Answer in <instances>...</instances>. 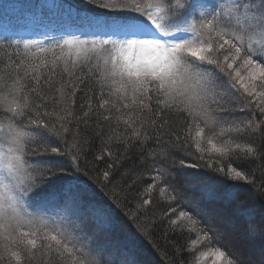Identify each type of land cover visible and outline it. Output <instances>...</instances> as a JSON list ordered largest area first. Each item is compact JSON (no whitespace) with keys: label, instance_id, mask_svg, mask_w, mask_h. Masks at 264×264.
<instances>
[{"label":"snow or ice","instance_id":"6c2138e0","mask_svg":"<svg viewBox=\"0 0 264 264\" xmlns=\"http://www.w3.org/2000/svg\"><path fill=\"white\" fill-rule=\"evenodd\" d=\"M43 27L61 35L12 39L0 32L6 57L0 61V261L31 264L39 236L41 247L62 264H138L130 254L140 232L113 236L119 205L75 174L80 156L63 134L73 119L88 123L90 113L107 121L126 149L152 141L139 161L155 165L154 175L131 210L133 220L143 218L159 183L160 197L170 190L169 201L178 199L190 209L168 224L173 231L179 224L181 231L196 233L192 249L216 230L230 237V224L189 192L232 201L242 184L229 181L253 184L232 163L213 168L212 162L264 155V148L244 142L245 133L264 124V118L255 119L257 112L264 117V0H80ZM77 91L86 97L80 114L74 111ZM53 136L63 146H53ZM150 155H160L169 167L162 170ZM41 156L51 159H30ZM200 160L213 175L201 174L194 162ZM118 161L98 176L105 186L120 179L110 181ZM172 173L185 178L182 191ZM238 212L255 214L243 204ZM201 221L204 227L197 229ZM248 232L264 236V227L250 223ZM212 255L220 261L226 251L217 248ZM234 261L243 264L236 254L224 264Z\"/></svg>","mask_w":264,"mask_h":264},{"label":"trees","instance_id":"16d2710c","mask_svg":"<svg viewBox=\"0 0 264 264\" xmlns=\"http://www.w3.org/2000/svg\"><path fill=\"white\" fill-rule=\"evenodd\" d=\"M79 3L80 0H35L34 5L37 8L31 9L30 12L34 21L39 22L41 25H46L49 19L66 14L68 4L75 5ZM62 4L64 8L59 7ZM127 14L134 15L133 13ZM31 29L34 34L32 38H41L45 32L57 38L61 35L60 32L54 31L50 27L35 29L34 25H31ZM17 32L19 33V31H15V33ZM4 59H6L4 53L0 52V61ZM239 63L237 61V65ZM3 71V65L0 63V74ZM80 87L84 88V85L82 84ZM75 100L74 111L80 114L85 110L81 108V104L86 100V97L82 95L81 91H77ZM92 101L93 110L96 111L95 95H93ZM237 116L252 118L250 112H238ZM89 117L86 118L89 120L88 123H84L83 120L73 119L72 123L68 125L69 132L63 135L73 154L80 156V172L75 174L80 175L93 185L97 195L102 194L105 199L114 201L119 205L117 209L119 222L113 236L122 232L128 234H135L137 230L140 232V237L135 242L136 256L130 254V258L134 257L138 264H215L210 256L205 257L208 259L207 262L204 259L201 260L200 255L201 253L211 255L219 248L226 251V256L222 258L220 264H224L225 260L231 258L232 254L240 257L243 260V264H264V236L257 235L253 237L248 232L250 223L260 224L264 227V155H258L255 158L246 160L233 159L220 162L215 159L214 154H205L206 156L211 155L214 157L213 168L217 166V163H232L238 169L245 170L246 174L252 177L255 188L253 184L229 181V183L242 184L241 189L236 193V199L232 201L226 199L209 201L205 199L202 193L196 192L193 194L189 192L190 198L194 195L200 201L202 207L228 222L232 228L230 237L225 238L219 230H216L215 236L209 233L207 238H204L192 249L191 242L196 239V233L186 230L181 231L179 224L176 226V230L173 231L168 224L170 219L176 217L177 212L180 210L190 211V209L186 206V203L181 204L178 199L169 201L170 190L164 194L163 198L160 197L158 194L159 183L157 188L152 190V203L145 206L143 218L133 220L131 217V210H134L135 204L141 199L140 193L143 192L152 175H154V173H151V168L155 167V165L151 163L141 164L139 161L144 148H148L152 141H147L144 148L131 147L126 149L123 137L116 139L111 129L107 127V121H97L91 113ZM262 118L264 117L257 112L255 119L259 121ZM120 127L122 128L123 126L121 125ZM117 132H119V129H117ZM108 135H113L111 141L108 140ZM50 139L53 146H63V142L56 137L53 136ZM244 142L258 146V151L264 148V124L259 126V131L257 132L245 133ZM73 144H75V147H72ZM152 151L159 153L158 148L152 149ZM108 152H111L112 155L109 156ZM117 158H119V161L117 166L113 168V177H110V181L115 179V177H120V179L114 184L105 186V182L98 180V176L107 170L110 162L117 161ZM153 158L162 170L169 167L168 163L160 155L155 157L150 155L148 160L151 161ZM30 159L46 161L51 159V157H30ZM59 159H63V157H59ZM187 159L191 160L192 158L188 157ZM194 162L201 165L199 171L205 178L208 175H213L211 169L206 168V160ZM189 171L197 170L192 169ZM85 173L87 174L85 175ZM69 174H72L71 170ZM172 175L175 176L176 187L181 189V184L185 178L175 173H172ZM218 191L222 192L223 188L218 189ZM242 204L248 209H254L255 214L246 216L239 213L238 209ZM172 207H176V212L170 211ZM180 223L183 224L185 221H180ZM196 227L197 229L204 227L203 222H199ZM44 243L38 236L37 258L31 264H62L54 252L41 247ZM116 258L123 260L124 256L118 254ZM0 264H3V261H0ZM25 264H29V262L26 261ZM234 264H238V262L234 261Z\"/></svg>","mask_w":264,"mask_h":264},{"label":"rangeland","instance_id":"374dc122","mask_svg":"<svg viewBox=\"0 0 264 264\" xmlns=\"http://www.w3.org/2000/svg\"><path fill=\"white\" fill-rule=\"evenodd\" d=\"M34 3L35 0H0V32L6 30L11 38L29 39L34 35L31 25H34L35 29L45 28L39 22L33 20L30 10L37 8ZM15 31H19V33H15ZM135 253L134 256H136ZM207 256H210L215 264H220L222 260L217 261L212 253ZM204 260L208 262L205 257Z\"/></svg>","mask_w":264,"mask_h":264}]
</instances>
